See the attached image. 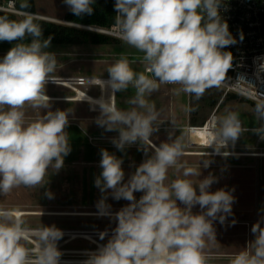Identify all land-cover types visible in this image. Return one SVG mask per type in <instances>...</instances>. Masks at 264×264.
Returning a JSON list of instances; mask_svg holds the SVG:
<instances>
[{"label": "clouds", "instance_id": "clouds-1", "mask_svg": "<svg viewBox=\"0 0 264 264\" xmlns=\"http://www.w3.org/2000/svg\"><path fill=\"white\" fill-rule=\"evenodd\" d=\"M63 2L80 16L92 14L95 0ZM221 4L222 0H115L116 34L143 54L139 60L145 65V71H137L133 61L121 55L107 68V81L94 78V85L102 91L111 90L108 99L101 96L94 101L100 109L96 122L106 131L118 132L112 141L118 150L137 142L151 146L159 111L149 97L161 84L178 85V91L199 99L225 80L233 56L223 49L236 40L222 20ZM3 13L0 43L13 44L0 58V193L7 194L21 185L43 187L49 169L59 171L71 148L66 131L70 111L50 110L45 92L48 81H55L52 74L57 59L47 51L51 37L43 39L41 24L36 22L43 18L27 11L15 13L19 17L15 19L13 14ZM129 88L135 90L128 100L131 107L117 108L115 93ZM26 107L40 112L27 119ZM42 110L47 111L42 114ZM215 120L206 147L219 152L239 138L241 124L231 111ZM153 147V154L127 181L122 159L101 149L102 171L95 186L101 193L111 190L113 199L129 203L114 214L116 227L107 243L84 264H207L205 248L209 241H216L214 222L225 223L235 197L224 189L211 191L217 182L211 174L195 182L191 179L201 175V165L181 162L185 144L180 138ZM208 166L205 160L203 167ZM170 169L179 173L175 179L169 180ZM137 192L142 193L139 199ZM46 195L52 196L50 192ZM106 199L104 195L98 202L100 214L113 216ZM197 205L201 211L193 213ZM26 231L12 212L0 210V264H58L59 230L43 227L38 231L35 258L23 243ZM251 232L254 239L233 255L230 264H264V227L257 222ZM106 234L101 233V238Z\"/></svg>", "mask_w": 264, "mask_h": 264}, {"label": "rangeland", "instance_id": "rangeland-1", "mask_svg": "<svg viewBox=\"0 0 264 264\" xmlns=\"http://www.w3.org/2000/svg\"><path fill=\"white\" fill-rule=\"evenodd\" d=\"M19 1L26 3L28 0ZM34 1L37 14L47 15L46 17L63 20L62 18L69 11L63 0ZM12 46L13 44L0 43V58H3ZM47 51L56 55V71L52 74L54 78L109 77L106 72L107 68L121 55H125L133 61L132 66L135 70L145 71V65L139 60L143 54L123 42L115 46L50 44ZM75 87H79L93 96L101 95L100 87ZM178 88V85L161 84L159 90L149 97L150 102L154 103L159 111V118L155 125L157 130L151 134L150 140L160 145L163 142H171L175 138H180L185 144L186 153H209L208 156L184 154L181 157V162H187L190 166L195 167L201 165V175L198 178L191 177L194 182L211 174L216 177L217 181L212 184L211 191L224 189L231 191L235 197L232 214L227 217L224 224L219 223L218 220L214 222L216 241H209L205 248L207 259L230 262L235 253L241 251L249 241L254 239V234L251 232L253 224L260 222L264 227V159L224 155L225 152L232 151L241 153L253 151L256 135L252 132L240 133L236 140L237 148L233 149L232 143H229L227 148H221L219 152L194 140L187 129L190 126L188 121L191 105L190 94L178 91ZM216 88L223 90L220 86ZM45 92L52 97L64 99L72 98L76 94L73 88L57 83H47ZM134 93L135 90L132 88L116 93L119 109L131 107L128 100ZM239 99L242 98L239 97ZM57 109L70 111L66 131L69 135L71 151L64 157L63 167L55 172L49 169L43 187L31 188L21 185L7 194L0 193V210H24L40 213L23 217L24 228H115L114 216L51 215V213H100L97 205L102 196L106 195V203L111 206L110 212L115 214L129 202L124 199L115 200L111 195V190L104 194L95 186V179L102 171L100 168L101 149H106L117 158L122 159V168L125 173V181H127L136 168L153 154L154 148L137 142L126 146L123 151L118 150L112 142L113 138L118 137V132L106 131L96 122L100 115L97 105L84 101L50 100V110ZM46 111L42 110V114ZM228 111L236 113L245 127H260V116L249 100L229 102L220 108L216 115L218 117ZM25 112L27 119H34L40 110L26 107ZM205 160L209 161L207 168L203 167ZM178 175L179 173H176L174 169L169 170V180L175 179ZM48 192L52 194L51 198L46 195ZM141 195L140 192L135 193L137 199ZM177 203L183 207L179 201ZM192 211L198 213L201 210L197 205ZM233 220L236 221L235 224H232ZM37 240L39 241V239ZM59 241L60 239L56 243ZM107 241L108 239L103 243L106 244ZM23 243L28 246L25 241ZM85 245L80 241L69 246L83 247Z\"/></svg>", "mask_w": 264, "mask_h": 264}, {"label": "built area", "instance_id": "built-area-1", "mask_svg": "<svg viewBox=\"0 0 264 264\" xmlns=\"http://www.w3.org/2000/svg\"><path fill=\"white\" fill-rule=\"evenodd\" d=\"M18 0H0V10L8 13H18L22 11L17 7ZM220 15L222 20L226 21L229 32L236 40V43L226 47L232 53V67L229 69V75L226 76L220 87L224 90V96L227 93H235L252 102L264 106V0H222ZM76 27L87 29L93 32L101 33L117 40H120L116 34L114 24L109 27H98L88 25L73 24ZM243 33V39L240 34ZM121 41V40H120ZM56 82V79L54 78ZM68 81V87L73 86H96L89 82L86 77H63ZM63 85V84H61ZM217 108L206 121L203 127H206L212 121L211 128L216 125ZM214 121V122H213ZM241 124V132H252L256 135L255 146L253 151L248 152H229L230 156H246L264 159V126L257 128H247L239 120ZM201 127H187L189 133L194 129ZM233 149L237 148V142L232 143ZM69 215V214H66ZM26 216V215H25ZM18 218L21 221L23 217ZM98 216V215H83ZM14 219L17 218L13 216ZM111 217V216H110ZM26 239L29 249L33 250V258L38 249L39 241L38 231L40 228H25ZM113 229H57L61 233L60 241L56 243L57 250L61 253L58 264H84L89 255L98 251L100 247L105 245L104 240L111 237ZM101 233H107L101 238ZM84 242L83 247H70L75 242ZM207 264H230V262H221L207 259Z\"/></svg>", "mask_w": 264, "mask_h": 264}, {"label": "trees", "instance_id": "trees-1", "mask_svg": "<svg viewBox=\"0 0 264 264\" xmlns=\"http://www.w3.org/2000/svg\"><path fill=\"white\" fill-rule=\"evenodd\" d=\"M22 4H27L26 8H21ZM115 0H95L92 5V14H82L80 16L74 15L70 10L62 18L64 21L78 25L98 26V27H109L114 24L116 11L114 10ZM17 7L22 11L35 13V1L28 0L26 3H22L18 0ZM4 12V11H3ZM0 12V15H4ZM8 13V12H5ZM12 14V13H8ZM11 18H19L13 14ZM41 24L43 39L51 37L50 44H61V45H118L122 41L112 38L110 36L93 32L87 29L76 27L73 25L62 24L50 20L41 19L36 21ZM31 38H27L26 42H30ZM7 43V42H3ZM223 51H228L224 50ZM229 52V51H228ZM229 75V70L227 75ZM191 105L189 107V125L195 127H203L211 116L213 111L217 108V112L220 108L224 107L227 103L235 100H248L235 93H227L224 96L223 90H219L216 87L210 88L205 91L202 97L199 99L195 98L190 94ZM242 98V99H239ZM250 101V100H249ZM251 102L252 107L260 116V126H264V106ZM216 112V113H217Z\"/></svg>", "mask_w": 264, "mask_h": 264}, {"label": "bare ground", "instance_id": "bare-ground-1", "mask_svg": "<svg viewBox=\"0 0 264 264\" xmlns=\"http://www.w3.org/2000/svg\"><path fill=\"white\" fill-rule=\"evenodd\" d=\"M38 16L42 17L43 19H48V20H57V19H54V18H50V17H46V16H43V15H39L37 14ZM59 21V20H57ZM94 78H97V77H92V78H88L89 79V82L91 83H94L95 84V79ZM101 79L107 81L109 79V77H101ZM57 81L56 82H48V83H57V84H63V85H71L68 83V81H65V79H56ZM73 88L75 91H76V94L74 95V97L72 98H57V97H52L50 95H47L48 97H50V100H74V101H84V102H89L91 103L92 105H95L94 104V101L98 100L99 98H101V96H103L105 99H108L109 96L111 95V90L110 89H106L104 91L101 90V95L100 96H93V95H90L89 93H87L86 91L82 90L81 88L79 87H71ZM101 89V88H100ZM85 93H86V97H85ZM88 98H91V99H88ZM115 103V101H114ZM98 106V105H97ZM214 122V121H213ZM211 124H212V121L209 122V124L206 126V127H201V128H198V129H194L190 136H192V138L196 141H198L200 144L202 145H207L208 143V136L210 134V132L212 131V128H211ZM151 146H159L157 145L156 143H154L152 140H151ZM154 148V147H153ZM185 154H200L202 155L203 152H197V153H186ZM12 212L13 216H16L17 218H21L22 216H27V215H33V214H40V213H37V212H29V211H24V210H12L10 211ZM42 214H45L44 212H42ZM49 214V213H48ZM65 214H69V215H98V216H108V215H101L100 213H77V212H70V213H51V215H65ZM113 214V213H112ZM114 216V214H113Z\"/></svg>", "mask_w": 264, "mask_h": 264}, {"label": "water", "instance_id": "water-1", "mask_svg": "<svg viewBox=\"0 0 264 264\" xmlns=\"http://www.w3.org/2000/svg\"><path fill=\"white\" fill-rule=\"evenodd\" d=\"M53 21V20H52ZM54 22H58V23H62V24H67V25H73L72 23H68L64 20H59V21H54ZM74 26V25H73Z\"/></svg>", "mask_w": 264, "mask_h": 264}, {"label": "crops", "instance_id": "crops-1", "mask_svg": "<svg viewBox=\"0 0 264 264\" xmlns=\"http://www.w3.org/2000/svg\"><path fill=\"white\" fill-rule=\"evenodd\" d=\"M39 15H41V14H39ZM43 16H47V15H43ZM117 93V92H116ZM116 93H115V95H116ZM115 105H116V107L117 108H119V106H118V104H117V101H116V97H115ZM185 128V127H184Z\"/></svg>", "mask_w": 264, "mask_h": 264}]
</instances>
